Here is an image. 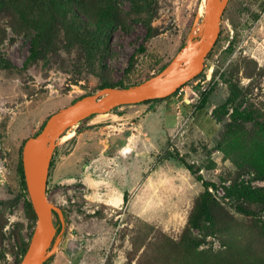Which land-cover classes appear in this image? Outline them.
Masks as SVG:
<instances>
[{
	"label": "rangeland",
	"instance_id": "rangeland-1",
	"mask_svg": "<svg viewBox=\"0 0 264 264\" xmlns=\"http://www.w3.org/2000/svg\"><path fill=\"white\" fill-rule=\"evenodd\" d=\"M206 1L57 0L53 9L0 0V264H18L37 225L20 173L24 143L105 84L165 79L179 54L200 44ZM40 33L43 56L25 67ZM181 88L135 117L134 105L109 112L120 118L107 133L128 137L129 126L142 135L132 153L122 154L128 145L107 155L119 139L105 151L111 160L90 171L63 164L79 134L106 125L88 121L109 113L51 144L47 198L62 230L49 264H264V0H230L203 71ZM83 173L96 181L90 188ZM204 196L214 224L202 218L196 228L190 220Z\"/></svg>",
	"mask_w": 264,
	"mask_h": 264
},
{
	"label": "water",
	"instance_id": "water-1",
	"mask_svg": "<svg viewBox=\"0 0 264 264\" xmlns=\"http://www.w3.org/2000/svg\"><path fill=\"white\" fill-rule=\"evenodd\" d=\"M230 0H207L204 13V34L186 69L175 79L153 78L130 88L109 87L83 97L60 109L46 122L42 131L29 138L23 149V168L30 199L37 216V225L26 254L20 264H44L57 233L53 213L59 208L47 198L49 164L41 166L43 149L65 135V132L93 115L105 114L123 105H135L164 99L175 94L204 69L208 55L216 46L221 23Z\"/></svg>",
	"mask_w": 264,
	"mask_h": 264
},
{
	"label": "crops",
	"instance_id": "crops-1",
	"mask_svg": "<svg viewBox=\"0 0 264 264\" xmlns=\"http://www.w3.org/2000/svg\"><path fill=\"white\" fill-rule=\"evenodd\" d=\"M152 104L153 103H149V104L141 103V104H138V105H134L135 109H133L134 112H133L132 116L135 117L136 116L135 114H137L138 112H142V110H143L142 113H146V111L152 106ZM119 118H120V116L115 115L112 112V113H109V114H106V115H97V116L93 117L92 119H90L88 121V125L89 126H91V125L94 126L96 124L104 123V122L106 123V125L99 127L100 128L99 131H96L97 127H95L93 129H87L83 133L79 134L78 138H77V144H76L74 150L71 152V154H69L68 156L65 157V160L63 161V164H69V163L71 165L75 164L79 168V165H77V164L78 163L80 164L81 162H83V165H86L84 170L85 171L86 170L90 171L93 168V166L94 167L96 165L99 166V163L101 161L102 162L103 161L104 162L110 161L111 158H108L109 156H107L105 154V151L111 146V138L113 136H115V135L121 134L124 131H115V132H111L110 131V132L107 133V128L108 127H113V126H110L109 122L116 121ZM141 126L144 127V124H141ZM126 130H132V131L130 132L131 134L127 137L126 144H125L124 147L130 145L132 150L135 151L137 149V147H138L139 140L142 138V135H139L137 132L134 131V130H138L136 128H132V127L128 126L126 128ZM92 133H96L95 141L93 143H91V142L87 143L86 140L89 137H91ZM83 148L85 149V153L80 155L79 152L80 151L83 152V150H82ZM100 149H102V151H104V152H102L101 155L99 154V156L97 158H92L93 160H91L89 162H86L88 157H94V151L95 150L100 151ZM86 151L89 153V155H86V153H87ZM120 152H121V150H119L117 153L120 155ZM79 173H81V171ZM83 174H82L83 184L86 186V188H90L91 186H93L95 184L96 181L94 179L86 178L85 177L86 173H83ZM120 201H121L120 197L119 198H115L113 203L119 204Z\"/></svg>",
	"mask_w": 264,
	"mask_h": 264
},
{
	"label": "trees",
	"instance_id": "trees-1",
	"mask_svg": "<svg viewBox=\"0 0 264 264\" xmlns=\"http://www.w3.org/2000/svg\"><path fill=\"white\" fill-rule=\"evenodd\" d=\"M35 2H37L39 5H43L45 8H48V7H53V9H55L56 7H58L57 6V0H34ZM70 10H72L71 8H70ZM74 13V12H73ZM75 14V13H74ZM76 16V15H75ZM77 20H78V22L81 24V22H80V20L81 19H79V18H77ZM81 26H83V27H85V28H89V29H91L90 27H88V26H86V25H82L81 24ZM153 37V31H152V28L151 27H149V30H148V33H147V36H146V39H150V38H152ZM107 39L109 38V36L108 37H106ZM43 40H42V33H40V35L39 36H36L35 37V39H34V41H33V49H32V51H31V55H30V57H29V59H28V61H27V63H26V65H25V67H28V65L29 64H31V63H35V62H37L39 59H41V57L43 56L42 55V42ZM140 52L141 53H145L146 52V45H143L141 48H140ZM209 56V55H208ZM109 87H119V88H130L131 86H124V85H122V84H120V85H116V86H113V85H110V84H105V85H103L102 86V89H106V88H109ZM177 93H178V91L176 92V95H177ZM206 95V94H205ZM83 97H86V96H83ZM83 97H81L80 99H82ZM171 97V96H170ZM170 97H167V98H164V99H157V100H166V99H168V98H170ZM80 99H78V100H80ZM78 100H76V101H78ZM157 100H150V101H147V102H145L144 104H149V103H152V102H154V101H157ZM75 101V102H76ZM75 102H73V103H75ZM205 103H206V96L201 100V105H199L198 107H197V110H200V109H202L203 108V106L205 105ZM199 108V109H198ZM93 116H91L90 118H92ZM89 118V119H90ZM89 119H85V120H83V121H81L80 123H79V125H81V124H84V122H86V120H89ZM47 122V121H46ZM46 122L44 123V125H43V127H42V129L44 128V126H45V124H46ZM42 129H41V131H42ZM40 131V132H41ZM40 132H38L36 135H38ZM35 135V136H36ZM120 139V140H119ZM126 139H127V135H122V136H120L119 135V137H112L111 138V146H112V144L114 143V140H119V142L118 143H115V145H114V147H113V152H108V150H107V155H111V154H115V153H117L119 150H121V149H123L124 148V146H125V144H126ZM26 143V142H25ZM24 143V144H25ZM110 146V147H111ZM109 147V148H110ZM108 148V149H109ZM109 153H111V154H109ZM53 162V161H52ZM188 167V166H187ZM189 168V167H188ZM20 173H21V175H22V179H23V184H24V189H25V191H26V195H27V206H28V210H29V213L32 215V218L33 219H37V216H36V213H35V211H34V208H33V205H32V202H31V199H30V195H29V191H28V188H27V185H26V182H25V175H24V168H23V160L21 159V161H20ZM248 192H252L253 194H255L256 193V191H254V190H248ZM247 194H249V193H247ZM125 201H127V199H126V197H125ZM204 201L205 202H202L201 204H200V206H199V208L197 209L198 210V212H197V215L196 216H194L191 220H190V225L191 226H193V227H196V228H202V226H203V223H202V218L205 220V221H207L208 223H211V224H214V219H213V216H212V214H211V211H210V208H209V206H208V196L206 197V196H204ZM243 211H244V209H243ZM55 220H57V222H56V224L55 225H57V233H59L61 230H62V223L60 222V218H59V215H58V213L56 212L55 213ZM202 224V225H201ZM201 244V241H197L196 242V246H199ZM28 246H29V244L28 245H24V246H22V249H21V260L20 261H18V264H20V262L22 261V259H23V257H24V255L26 254V252H27V249H28ZM50 261H52V258H49L44 264H49V262Z\"/></svg>",
	"mask_w": 264,
	"mask_h": 264
},
{
	"label": "bare ground",
	"instance_id": "bare-ground-1",
	"mask_svg": "<svg viewBox=\"0 0 264 264\" xmlns=\"http://www.w3.org/2000/svg\"><path fill=\"white\" fill-rule=\"evenodd\" d=\"M199 44L192 42L188 45L181 54L174 60V62L169 66L167 73H166V80L175 79L178 75H180L187 67L188 63L190 62L191 58L194 56L195 52ZM75 133L73 131L68 132L66 135L61 137V141H67L74 137ZM52 145L43 149L42 152V160L40 162L41 166L44 167L46 163L50 160L51 153H52ZM132 152L130 147L125 148L122 150L123 155H127Z\"/></svg>",
	"mask_w": 264,
	"mask_h": 264
},
{
	"label": "flooded vegetation",
	"instance_id": "flooded-vegetation-1",
	"mask_svg": "<svg viewBox=\"0 0 264 264\" xmlns=\"http://www.w3.org/2000/svg\"><path fill=\"white\" fill-rule=\"evenodd\" d=\"M55 213H56V212L53 213L54 224H56V222H55V221H56V220H55ZM55 226H56V228H57V225H55Z\"/></svg>",
	"mask_w": 264,
	"mask_h": 264
},
{
	"label": "built area",
	"instance_id": "built-area-1",
	"mask_svg": "<svg viewBox=\"0 0 264 264\" xmlns=\"http://www.w3.org/2000/svg\"><path fill=\"white\" fill-rule=\"evenodd\" d=\"M182 92H183V88H180V89L178 90V93H179V94H182Z\"/></svg>",
	"mask_w": 264,
	"mask_h": 264
}]
</instances>
